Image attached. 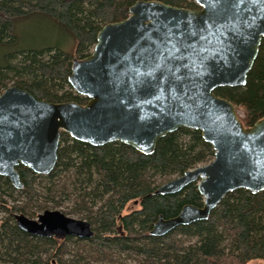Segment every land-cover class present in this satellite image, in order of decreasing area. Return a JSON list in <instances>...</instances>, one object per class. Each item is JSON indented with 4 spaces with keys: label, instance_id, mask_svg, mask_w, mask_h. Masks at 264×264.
Instances as JSON below:
<instances>
[{
    "label": "water",
    "instance_id": "obj_1",
    "mask_svg": "<svg viewBox=\"0 0 264 264\" xmlns=\"http://www.w3.org/2000/svg\"><path fill=\"white\" fill-rule=\"evenodd\" d=\"M193 1L199 8L139 0L129 17L103 25L91 52L72 60L67 77L73 91L87 98L84 104L52 103L6 88L0 94V176L19 189L18 165L49 174L61 131L93 146L121 142L150 154L162 137L188 127L202 131L215 156L157 193H178L196 182L204 205L160 216L152 235L208 219L237 189L263 191L264 115L246 126L235 104L215 89L247 84L264 37V0ZM13 216L20 230L37 237L94 235L89 221L58 209L36 218Z\"/></svg>",
    "mask_w": 264,
    "mask_h": 264
},
{
    "label": "trees",
    "instance_id": "obj_2",
    "mask_svg": "<svg viewBox=\"0 0 264 264\" xmlns=\"http://www.w3.org/2000/svg\"><path fill=\"white\" fill-rule=\"evenodd\" d=\"M137 1L0 0V94L16 86L48 102L84 104L87 98L76 94L67 81L72 60L87 56L100 28L129 17ZM160 1L198 8L193 0ZM31 18L48 21L74 41L73 50L55 44L21 48L17 25ZM215 93L243 110L246 126L264 115V37L247 84L218 87ZM214 156L202 131L188 127L162 137L150 154L121 142L93 146L61 131L57 161L49 174H36L20 164L16 169L23 187L19 189L0 176V211L4 213L0 218V263L104 264L114 253L125 252L141 256L140 264L264 263V190L237 189L224 197L208 219L179 226L163 236L151 234L160 216L175 217L186 205L203 207L204 197L196 182L174 194L157 190ZM68 173L73 176L70 193L76 198L63 211L89 221L94 235L60 240L20 230L13 215L34 217L48 209L49 203L59 206L56 195L51 196L52 189ZM41 178L46 182L44 193L36 184ZM59 189L61 200L70 199L65 186ZM134 203L137 207L131 209ZM180 234L195 241L186 245ZM70 244H75L74 252L68 248Z\"/></svg>",
    "mask_w": 264,
    "mask_h": 264
},
{
    "label": "rangeland",
    "instance_id": "obj_3",
    "mask_svg": "<svg viewBox=\"0 0 264 264\" xmlns=\"http://www.w3.org/2000/svg\"><path fill=\"white\" fill-rule=\"evenodd\" d=\"M17 28L19 32H21L22 34L21 40H20L21 48H31V47L42 46V45H47V44H55L57 47L70 52L73 50L75 46L74 41H72L62 32L58 31L55 27L51 26L48 21L43 20L41 18H31L29 20L22 21L17 25ZM239 111H240V114L244 116L243 110H239ZM71 173H68V175H62L60 178L56 180L57 185L53 187L51 196L56 195L55 199L58 200L57 202L60 205L57 207H53L51 206L52 203H49L48 209H58L64 212L63 211L64 208H70V206L73 204V200L76 197L73 193H70L71 192L70 182L73 181V176ZM41 180L42 178L37 179L36 184L39 187V191H41V193H44L45 189L42 187L46 186V182L41 181ZM64 186L68 189V192L70 194L69 196L70 199L68 200L67 199L61 200L60 198L61 196L58 193L60 190L59 188L64 187ZM136 207H137V204L135 203L131 205V209H134ZM41 212L42 211L36 213L34 217H30V218H36L37 215ZM3 214L4 213L0 211V218L1 216H3ZM68 215L74 218H81L79 214L70 213ZM179 237H183L182 234H180ZM183 238H184V241L186 242V245H188L190 242L195 241V239H192L190 241L186 237H183ZM68 248L72 252H74L77 249L75 244H70ZM140 260H141V256L129 254L126 252L123 254L114 253V255L112 256V260L109 262L107 261L104 264H140ZM1 264H4V263H1ZM249 264H264V263L262 261H251L249 262Z\"/></svg>",
    "mask_w": 264,
    "mask_h": 264
},
{
    "label": "flooded vegetation",
    "instance_id": "obj_4",
    "mask_svg": "<svg viewBox=\"0 0 264 264\" xmlns=\"http://www.w3.org/2000/svg\"><path fill=\"white\" fill-rule=\"evenodd\" d=\"M198 8H199V6H198ZM239 114H240V111H239ZM240 117L242 118L243 116L240 114Z\"/></svg>",
    "mask_w": 264,
    "mask_h": 264
}]
</instances>
